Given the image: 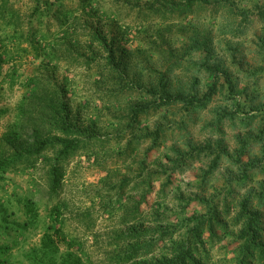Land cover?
<instances>
[{"label": "rangeland", "instance_id": "rangeland-1", "mask_svg": "<svg viewBox=\"0 0 264 264\" xmlns=\"http://www.w3.org/2000/svg\"><path fill=\"white\" fill-rule=\"evenodd\" d=\"M35 1L41 3L38 13H33ZM44 1L51 4L47 9ZM79 1L9 0L19 11L24 29H38L39 37L49 24L52 36L43 45H49V50L53 40L60 39L57 50L62 56L58 54L56 63L42 65V58L21 51L25 45L20 39L0 41V136L10 134L21 142L30 138L35 124L29 117L36 115L31 104L38 99L32 92L38 79L56 87L72 124L94 132L104 142L70 157L54 195L48 184L52 153H45L46 158L31 167L0 174V264H45L42 244L48 241L57 248L52 254L57 263L68 255L81 264L118 263V248L110 236L132 225L150 230L137 240L142 255L136 260L153 264L169 258L173 245L185 240L195 219L208 214L206 202L215 205L221 225L201 233L197 244L206 251L200 264H238L241 243L234 223L238 203L264 187V20L255 7L263 0H232V11L221 7L215 19L170 18V14L162 19L146 12L139 18L117 0H99V7L89 15H69ZM64 12L78 19L71 23L75 33L66 36L57 32L56 25ZM88 26L99 28L114 57H122L130 89L117 99L99 83L96 67L103 66L106 54L88 41ZM8 35L10 30L2 25L0 38ZM191 36H207L214 60L232 75L233 92L225 85L195 113L184 111L180 104L152 109L139 118L131 133L122 118L130 104L152 101L146 94L149 88L159 90L164 84L169 90L204 92L206 75L185 70V63L197 61L198 55L184 57L181 69L166 73L170 48L177 49L174 55L180 57L178 49ZM66 44H72V51H66ZM92 52L97 62L87 68L84 60ZM118 136L125 140L117 144ZM135 137L140 145L132 155H119L126 140ZM217 155L218 168L202 185L201 171ZM123 179L130 180V188L150 180L141 187L144 198L130 189L118 198L110 185ZM108 200L112 207H102ZM134 208L138 210L135 220H128ZM253 208L260 212L259 240L264 244V206Z\"/></svg>", "mask_w": 264, "mask_h": 264}, {"label": "trees", "instance_id": "trees-1", "mask_svg": "<svg viewBox=\"0 0 264 264\" xmlns=\"http://www.w3.org/2000/svg\"><path fill=\"white\" fill-rule=\"evenodd\" d=\"M117 1L119 5L120 2L124 3V6H127L129 10L134 12L136 17L139 18H143L144 16L141 15L146 12L159 15L162 19H164L167 14H170V18H187L190 16L199 18L201 15H206L210 19H215L220 13L219 10L221 7L230 9L229 7L232 6L230 5V1L232 0H148L142 5L139 4L141 0ZM42 5L47 9L51 4L44 1ZM95 6L99 7V0H80L78 5L69 12V15L71 12L89 15V13H92L96 9ZM255 7L259 9L258 14L260 19L264 20V0L260 6ZM40 9L41 3L35 1L33 13H38L37 11H41ZM230 11L232 10L230 9ZM225 12L227 13V11ZM241 13L245 15V12ZM67 15L68 14L64 12L61 18H58L56 22L58 27L57 32H61L65 36L75 33L77 28L71 26V23L78 20L74 15H72L73 18ZM39 22L41 23V20H39L38 23ZM23 24L24 22L19 11L9 5V0H0V31L2 25L10 30V35L0 38V41H9L10 38L16 37L20 39V44L25 45V48H21V51L32 54L34 59H38V57H40V59L42 58V65L45 63L48 65L53 61L56 63L58 54L62 56L57 50L59 46L57 43L61 40H53L49 50H47L49 45H43L46 43L47 39L52 36V34H50L49 24L45 25L44 31H41L39 37L37 36L39 32L38 29L31 27L26 30ZM87 28L88 41L99 47V49L106 54L103 66L96 67L99 83L107 87V91L112 98L117 99L120 94L130 89V84L126 83L124 79L126 68L124 69L122 65V57L117 59L114 57L111 44H107L99 28L96 26H88ZM202 38L191 36L189 40L186 41V44H183L181 48L178 49L181 52L180 57H175L174 55L177 49L170 48L167 56L170 57V67H168L166 73L171 74L172 69H181L183 64H181L180 61H182L184 57L196 54L198 55V60L187 61L185 63V70L194 69L195 74L206 75L208 83L205 86L204 92L199 94L191 91L192 89L189 91H174L166 88L164 84L159 87V90L156 88H149L150 90H148L146 94L150 95L152 101L149 103L130 104L127 107L126 118H122V120L126 122V127L131 130V133H133V129L138 123L139 118L146 115L148 111L152 109L157 111L161 108L167 109L174 104H180L184 111L195 113L204 109L225 85L230 92H233L234 82L232 75L221 61L214 60L215 58L211 55V50L208 49L209 41L207 40V36ZM66 45H64L67 47L66 51H72V44ZM155 51H157L159 55L163 54V52H159L158 50ZM94 56L95 53L92 52V56L85 59L83 65L87 68L92 67L97 62ZM35 83L36 85H34L32 93L34 95L38 94V99H36V102L31 104V106L36 115H30L29 117V121L35 124V126L33 131H31L30 138H27V142H21L19 141L20 139L13 138L10 134L0 136V174L31 167L41 158L43 160L45 153H52L53 159L50 160L48 184L51 194L54 195L61 187L65 165L70 157L76 152L90 148L100 140L98 139V135L94 132L78 128L72 124L67 105L60 100L55 86H46V84L41 83L38 79H35ZM137 89L142 91L140 85ZM36 117H38L39 123H37ZM138 138L139 137H135L126 140L125 146L119 155L130 157L140 145L137 140ZM156 139L157 137L153 138L154 143H156ZM124 140V136H118L116 143H122ZM177 153L180 155V152ZM219 161L220 156L217 155L210 162L207 170L201 171L202 185L205 184L206 176L211 175L212 172L218 168ZM140 183L141 184L134 185L130 188V180L123 179L116 185H110V187L117 190V197L120 198L126 189L141 194V191H143L141 187L149 185L151 181L146 180V182ZM167 183L170 182L167 181ZM141 195L143 199L145 193ZM206 204L208 214L195 219V224L188 230L185 240L173 245L169 258H164L153 264H200L199 261L202 258V253L206 251L205 248L200 249L197 244L198 242L201 244L199 240L201 233L203 231L210 233L212 230L216 229V225H221V222L217 221L219 215L215 210V205H213L212 202H206ZM254 205L259 208L264 206V187H261L259 191L248 193L238 203V212L234 220V223L239 226L237 238L241 243L240 250H238L240 254L238 264H264V244L259 240L262 220L260 212L253 208ZM102 207H112L111 200L102 204ZM131 213L128 220H135L136 215L134 213H138V210L134 208L131 210ZM122 219V224H126V217ZM149 233V229L144 231L141 227L136 225L130 227L125 226L121 228L120 231H115L110 236V239L114 240L115 246L118 248V263L114 264H146L136 260L137 257L142 255V245L138 244L137 240L141 235L146 236L149 235ZM56 250L57 248L52 245L51 241H48L45 245L42 244L43 260H47L45 264H81L79 258H72L71 255L66 256L60 263H57L52 256ZM49 251L51 252L50 255Z\"/></svg>", "mask_w": 264, "mask_h": 264}]
</instances>
